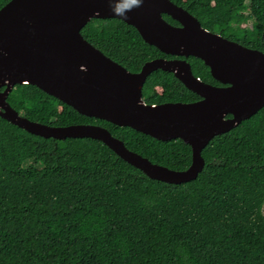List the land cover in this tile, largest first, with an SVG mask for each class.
Segmentation results:
<instances>
[{
	"label": "trees",
	"instance_id": "trees-1",
	"mask_svg": "<svg viewBox=\"0 0 264 264\" xmlns=\"http://www.w3.org/2000/svg\"><path fill=\"white\" fill-rule=\"evenodd\" d=\"M9 1L0 0V9ZM169 1L203 29L264 53V0ZM81 35L130 73L171 58L118 19H92ZM185 60L194 77L220 86L201 60ZM142 98L149 105L200 99L161 70L146 78ZM7 103L42 125L102 127L173 171L191 164L180 139L162 142L80 115L32 85L14 86ZM201 155L197 179L171 185L149 179L99 141L44 139L0 118V264H264V107L214 137Z\"/></svg>",
	"mask_w": 264,
	"mask_h": 264
},
{
	"label": "water",
	"instance_id": "water-1",
	"mask_svg": "<svg viewBox=\"0 0 264 264\" xmlns=\"http://www.w3.org/2000/svg\"><path fill=\"white\" fill-rule=\"evenodd\" d=\"M10 0L0 9V118L44 139H92L151 180L171 185L195 181L204 168L202 151L264 107V53L227 40L169 0ZM131 9V10H129ZM127 11L126 18L119 13ZM169 16L179 26L163 19ZM92 19H118L142 40L176 59L146 62L138 73L90 45L81 30ZM201 60L214 86L194 77L183 59ZM168 72L200 99L193 103L149 105L146 78ZM16 85H32L80 115L128 127L155 140L180 139L191 149V164L173 171L128 150L96 125L52 127L31 122L10 107ZM230 116V117H228Z\"/></svg>",
	"mask_w": 264,
	"mask_h": 264
},
{
	"label": "rangeland",
	"instance_id": "rangeland-1",
	"mask_svg": "<svg viewBox=\"0 0 264 264\" xmlns=\"http://www.w3.org/2000/svg\"><path fill=\"white\" fill-rule=\"evenodd\" d=\"M247 26H250V22L247 23ZM223 184L224 186L228 189L232 186V180L230 177H226L224 180H223ZM262 213H263V216H264V205H263V208H262Z\"/></svg>",
	"mask_w": 264,
	"mask_h": 264
},
{
	"label": "clouds",
	"instance_id": "clouds-1",
	"mask_svg": "<svg viewBox=\"0 0 264 264\" xmlns=\"http://www.w3.org/2000/svg\"><path fill=\"white\" fill-rule=\"evenodd\" d=\"M144 2H145V0H136V4L133 7L143 6V3ZM129 10H131V9H129ZM127 11L128 10H125L124 12L119 13V15L121 16V18H126Z\"/></svg>",
	"mask_w": 264,
	"mask_h": 264
},
{
	"label": "flooded vegetation",
	"instance_id": "flooded-vegetation-1",
	"mask_svg": "<svg viewBox=\"0 0 264 264\" xmlns=\"http://www.w3.org/2000/svg\"><path fill=\"white\" fill-rule=\"evenodd\" d=\"M178 26H179V24H178ZM165 55V54H164ZM166 56H169V55H166ZM171 58H158V59H165V60H172V59H176V57H173L172 58V56H170ZM177 59H183V60H185V58H177ZM155 60V59H154ZM186 61V60H185ZM221 86V85H220ZM156 91H157V93H161V90L159 89V88H156ZM165 104V103H164ZM156 105H160V104H156Z\"/></svg>",
	"mask_w": 264,
	"mask_h": 264
}]
</instances>
